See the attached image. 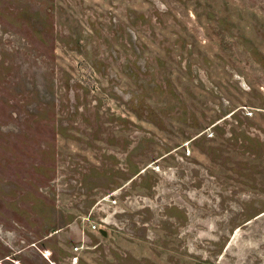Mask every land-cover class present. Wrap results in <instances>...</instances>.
I'll use <instances>...</instances> for the list:
<instances>
[{
    "label": "rangeland",
    "instance_id": "1",
    "mask_svg": "<svg viewBox=\"0 0 264 264\" xmlns=\"http://www.w3.org/2000/svg\"><path fill=\"white\" fill-rule=\"evenodd\" d=\"M0 264H264V0H0Z\"/></svg>",
    "mask_w": 264,
    "mask_h": 264
},
{
    "label": "built area",
    "instance_id": "2",
    "mask_svg": "<svg viewBox=\"0 0 264 264\" xmlns=\"http://www.w3.org/2000/svg\"><path fill=\"white\" fill-rule=\"evenodd\" d=\"M92 229H94V230H95V229H96V226L92 225Z\"/></svg>",
    "mask_w": 264,
    "mask_h": 264
},
{
    "label": "water",
    "instance_id": "3",
    "mask_svg": "<svg viewBox=\"0 0 264 264\" xmlns=\"http://www.w3.org/2000/svg\"><path fill=\"white\" fill-rule=\"evenodd\" d=\"M99 233H101L102 235L104 234V232H102V231H99Z\"/></svg>",
    "mask_w": 264,
    "mask_h": 264
}]
</instances>
